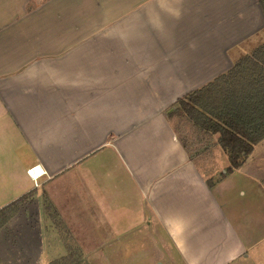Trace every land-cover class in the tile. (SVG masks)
I'll return each mask as SVG.
<instances>
[{
	"label": "crops",
	"instance_id": "crops-1",
	"mask_svg": "<svg viewBox=\"0 0 264 264\" xmlns=\"http://www.w3.org/2000/svg\"><path fill=\"white\" fill-rule=\"evenodd\" d=\"M263 31L257 0H0V264L66 256L61 232L89 264H264V139L225 174L168 117Z\"/></svg>",
	"mask_w": 264,
	"mask_h": 264
},
{
	"label": "trees",
	"instance_id": "trees-1",
	"mask_svg": "<svg viewBox=\"0 0 264 264\" xmlns=\"http://www.w3.org/2000/svg\"><path fill=\"white\" fill-rule=\"evenodd\" d=\"M257 1L264 16V0ZM168 117L184 119L204 134H218L229 160L225 174L240 168L253 146L264 139V43L226 74L179 100ZM16 207L0 211V228L15 215ZM76 256L74 260L70 253L50 264H81L80 252Z\"/></svg>",
	"mask_w": 264,
	"mask_h": 264
},
{
	"label": "rangeland",
	"instance_id": "rangeland-1",
	"mask_svg": "<svg viewBox=\"0 0 264 264\" xmlns=\"http://www.w3.org/2000/svg\"><path fill=\"white\" fill-rule=\"evenodd\" d=\"M263 35H264V31H263ZM258 45L259 44H256L255 47ZM250 46L252 47V46H254V44H250ZM183 121L184 120L178 119L176 117L172 118L173 125L181 128V130H182L181 135L188 142V144L192 141H196L195 138H197L199 140V138L195 134L193 135L190 132V130L188 129V127H189L188 123L185 124V122H183ZM201 137H204V136H201ZM63 233L64 232H61L60 235H61L63 242L67 243V246H68L66 254L68 255L71 253L72 259L75 260L77 258L76 252H80V251H78V249L73 246L69 237L65 234L66 232L64 234ZM161 247L163 249H165V252ZM158 251H159V253H158ZM165 254L167 255V257L170 258V259H168L169 261L166 260V262H165L162 260L163 258H165ZM155 256L160 257L159 261L156 264H181L180 261L178 260V258L176 257L175 252L173 250H171L169 245H167L166 247L160 246V248L157 246H147V245H142L140 247H137L135 255L133 256V261L129 262V263H127V262H116V263H96V264H152ZM161 256H162V258H161ZM57 260H59V259H57ZM81 261H82L81 264H89V263L83 261L82 255H81ZM40 264H44V263L41 262ZM92 264H95V263H92Z\"/></svg>",
	"mask_w": 264,
	"mask_h": 264
},
{
	"label": "built area",
	"instance_id": "built-area-1",
	"mask_svg": "<svg viewBox=\"0 0 264 264\" xmlns=\"http://www.w3.org/2000/svg\"><path fill=\"white\" fill-rule=\"evenodd\" d=\"M35 171V169L33 168V169H30L29 171H28V174L31 176V177H35V178H37V173H35L34 172Z\"/></svg>",
	"mask_w": 264,
	"mask_h": 264
}]
</instances>
